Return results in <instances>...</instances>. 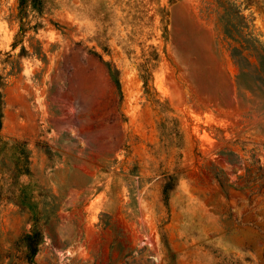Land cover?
Segmentation results:
<instances>
[{
  "label": "rangeland",
  "instance_id": "rangeland-1",
  "mask_svg": "<svg viewBox=\"0 0 264 264\" xmlns=\"http://www.w3.org/2000/svg\"><path fill=\"white\" fill-rule=\"evenodd\" d=\"M0 264H264V0H0Z\"/></svg>",
  "mask_w": 264,
  "mask_h": 264
}]
</instances>
